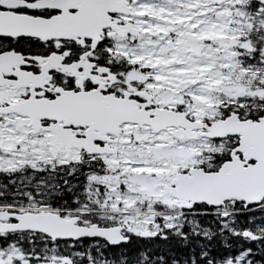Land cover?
<instances>
[{
  "label": "snow or ice",
  "instance_id": "snow-or-ice-1",
  "mask_svg": "<svg viewBox=\"0 0 264 264\" xmlns=\"http://www.w3.org/2000/svg\"><path fill=\"white\" fill-rule=\"evenodd\" d=\"M0 264H264V0H0Z\"/></svg>",
  "mask_w": 264,
  "mask_h": 264
}]
</instances>
